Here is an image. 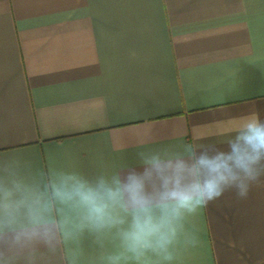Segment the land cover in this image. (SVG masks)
I'll return each instance as SVG.
<instances>
[{
  "label": "crops",
  "instance_id": "0c3cea01",
  "mask_svg": "<svg viewBox=\"0 0 264 264\" xmlns=\"http://www.w3.org/2000/svg\"><path fill=\"white\" fill-rule=\"evenodd\" d=\"M264 121V0H0V264H264V168L179 222L173 259H136L57 189H115L150 161L229 151ZM156 219L159 185L146 182ZM48 234L50 242L44 238Z\"/></svg>",
  "mask_w": 264,
  "mask_h": 264
},
{
  "label": "clouds",
  "instance_id": "9594fccd",
  "mask_svg": "<svg viewBox=\"0 0 264 264\" xmlns=\"http://www.w3.org/2000/svg\"><path fill=\"white\" fill-rule=\"evenodd\" d=\"M187 155L178 159L162 161L153 157L151 170L131 173L124 182L115 181L116 187H108L100 181L96 188L86 184L75 175L68 176L72 183L57 189L62 202L76 200L85 211V220L94 230L123 224L124 220L114 215L116 207L131 208V221L120 232L126 252L140 259L151 252L171 261L179 222L194 215L210 201L219 198L227 190H235L238 196H246L249 185L257 179L264 168V121L253 118L245 122L229 141L228 152H197L191 146ZM159 185L158 207L162 216L153 215V197L146 191V182ZM11 196L10 190L0 184V197ZM38 231L12 233L4 241L0 227V243L20 245L39 236ZM44 238L50 242L47 233ZM110 264H119L120 256L109 258Z\"/></svg>",
  "mask_w": 264,
  "mask_h": 264
}]
</instances>
